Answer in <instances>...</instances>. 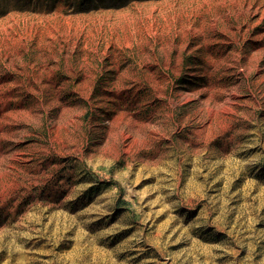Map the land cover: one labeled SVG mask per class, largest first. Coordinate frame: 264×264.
Listing matches in <instances>:
<instances>
[{
  "label": "rangeland",
  "instance_id": "obj_1",
  "mask_svg": "<svg viewBox=\"0 0 264 264\" xmlns=\"http://www.w3.org/2000/svg\"><path fill=\"white\" fill-rule=\"evenodd\" d=\"M0 264H264V0H0Z\"/></svg>",
  "mask_w": 264,
  "mask_h": 264
},
{
  "label": "bare ground",
  "instance_id": "obj_2",
  "mask_svg": "<svg viewBox=\"0 0 264 264\" xmlns=\"http://www.w3.org/2000/svg\"><path fill=\"white\" fill-rule=\"evenodd\" d=\"M8 99H10V98H8ZM7 102V101H6ZM123 131V130H122ZM122 134H123V136L126 138V136H125V133L124 132H122ZM129 137V136H128Z\"/></svg>",
  "mask_w": 264,
  "mask_h": 264
}]
</instances>
